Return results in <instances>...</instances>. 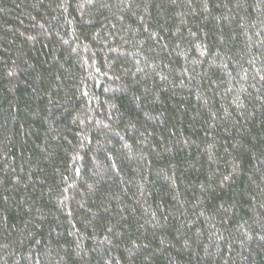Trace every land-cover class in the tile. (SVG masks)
Instances as JSON below:
<instances>
[{
	"label": "trees",
	"instance_id": "16d2710c",
	"mask_svg": "<svg viewBox=\"0 0 264 264\" xmlns=\"http://www.w3.org/2000/svg\"><path fill=\"white\" fill-rule=\"evenodd\" d=\"M0 264H264V0H0Z\"/></svg>",
	"mask_w": 264,
	"mask_h": 264
}]
</instances>
